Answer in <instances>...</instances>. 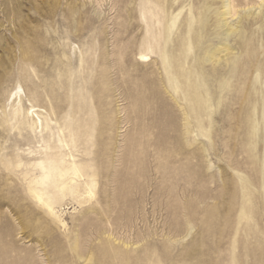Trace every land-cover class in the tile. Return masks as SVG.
Here are the masks:
<instances>
[{
	"label": "rangeland",
	"instance_id": "374dc122",
	"mask_svg": "<svg viewBox=\"0 0 264 264\" xmlns=\"http://www.w3.org/2000/svg\"><path fill=\"white\" fill-rule=\"evenodd\" d=\"M157 1L175 30L202 3ZM239 1L226 18H258L239 30L261 46L264 0ZM140 2L0 0V264H264V76L255 118L211 70L222 103L193 113L158 55L134 63ZM212 2L221 14L229 0ZM65 126L80 140L64 152L99 172L91 202L57 208L66 228L27 191L43 138Z\"/></svg>",
	"mask_w": 264,
	"mask_h": 264
},
{
	"label": "bare ground",
	"instance_id": "6f19581e",
	"mask_svg": "<svg viewBox=\"0 0 264 264\" xmlns=\"http://www.w3.org/2000/svg\"><path fill=\"white\" fill-rule=\"evenodd\" d=\"M242 4L243 1L229 0L224 6L225 10L217 14L213 9L212 0H202L198 7L195 4L189 6L185 28L179 25L175 30L178 16L167 14L157 0H143L139 4L141 23L136 20L130 24L134 30L143 26V32L133 36L135 42H139L140 45L134 63L138 66H147L158 55L161 59V73L164 74L170 89L175 94H179L180 91L184 94V99L193 113L197 115L208 113L207 117H211L210 110L216 101L217 105L222 103L221 96L216 100V93L208 75V71L211 70L218 75L220 91L231 88L230 91H234L231 98L237 99L233 105H240V111L246 117L249 115L250 118H255L254 112L253 115L249 113L250 109L256 106L258 98L255 97V91L260 88L258 76L254 75L260 73L264 76V32L260 46L256 38L239 30L244 27L243 19L246 17L243 18L241 14L238 22L237 20L233 23L228 22L226 17L238 16L237 9ZM215 14L216 19L212 21ZM219 16L223 21L218 18ZM247 22L248 25L245 27L249 30L251 24L256 25L259 19ZM213 26L215 30L211 31ZM255 34L256 31L252 35ZM232 42L241 50L240 52L235 51ZM154 73L156 71L152 74ZM262 108L264 116V102ZM200 119L198 116L199 128L203 129V121ZM77 132L78 130L72 126H65L57 137L51 132L48 140L43 138L46 144L42 148L49 152L41 154L40 158H34L31 164L33 176L27 180V191L32 199L64 228L67 224L57 208L67 199L79 205L91 202L97 194L98 187L99 172L94 160L80 161L73 153L64 152L70 149L68 142L77 143L80 140ZM54 138H57L58 145L55 142L54 146H51ZM55 150L59 152H53ZM31 154L34 152L31 151L29 155ZM85 155L90 156V153Z\"/></svg>",
	"mask_w": 264,
	"mask_h": 264
}]
</instances>
